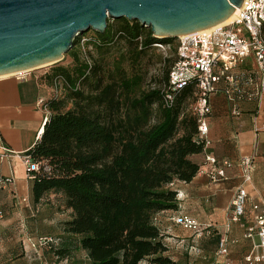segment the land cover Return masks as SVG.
Here are the masks:
<instances>
[{
	"label": "trees",
	"instance_id": "obj_1",
	"mask_svg": "<svg viewBox=\"0 0 264 264\" xmlns=\"http://www.w3.org/2000/svg\"><path fill=\"white\" fill-rule=\"evenodd\" d=\"M110 20L104 32L87 37L83 50V35L75 39L66 53L69 66L63 64L65 57L51 64L55 93L43 101L49 116L26 151L41 162L28 178L30 198L35 211L36 205H54L57 214L69 217L59 221L60 234L31 238L50 237L52 242L36 250L59 260L80 250L89 264H178L166 254L155 215L177 207L178 192L169 184L190 181L202 167L203 161L193 159L203 152L195 139L197 88L187 83L170 89L176 45L170 57H163L154 43L172 47V38H156L135 20ZM147 58L160 75L145 88ZM243 101L256 103L238 101L239 116ZM53 197H58L56 205ZM219 237L215 229L201 238V251L202 239L216 247ZM228 241V248L237 243Z\"/></svg>",
	"mask_w": 264,
	"mask_h": 264
},
{
	"label": "crops",
	"instance_id": "obj_2",
	"mask_svg": "<svg viewBox=\"0 0 264 264\" xmlns=\"http://www.w3.org/2000/svg\"><path fill=\"white\" fill-rule=\"evenodd\" d=\"M52 72V65L49 64L23 71L20 75L9 74L0 77V177L8 176L13 179L11 185L0 189V199L5 200L8 193L13 192V196L22 201L18 203L27 208V214L32 213L34 206L30 198V180L26 176L20 156L39 139L43 124L49 116V111H45L39 102L47 100L55 93L56 87L50 81ZM211 106L212 112L207 122L212 144L202 153L193 156V159L201 163L205 152L230 160L252 154L258 135V132L254 131L253 122L255 121L257 126L260 125L256 116L260 103L241 102L242 115L239 117L229 115L228 105L222 95L212 96ZM227 175V180L218 183L209 182L207 177L200 173L188 182L175 181L172 188L178 192L176 209L156 213V224L167 245L166 254L178 264H221V260L214 255L215 243L210 239H202L201 256L188 254L185 248L199 241H196L191 231L174 224L172 217L186 214L200 222L212 223L219 233L224 232L225 210L234 189L241 183L236 167L227 169ZM251 176V181L244 185L250 199L257 200L264 195V156L257 154L254 157ZM43 206L40 204L35 207L39 210ZM68 217V213L66 216L51 213L45 219L54 221L59 230V221ZM21 233L26 235L27 231L21 230ZM37 234L36 228L30 229V232L28 229V236ZM227 235L232 240L237 239V243H231L229 246V257L233 264H248L244 261V256L250 251L251 241L243 238V230L237 224L231 225Z\"/></svg>",
	"mask_w": 264,
	"mask_h": 264
},
{
	"label": "built area",
	"instance_id": "obj_3",
	"mask_svg": "<svg viewBox=\"0 0 264 264\" xmlns=\"http://www.w3.org/2000/svg\"><path fill=\"white\" fill-rule=\"evenodd\" d=\"M87 39L83 36L80 39L82 50ZM154 45L163 51L170 48L169 44ZM242 61L254 64L256 69L243 68ZM187 83H193L197 88V98L193 104V111L197 116L195 139L203 144L204 151L212 144L207 122L211 113L212 96L219 94L225 98L231 117L240 115L236 105L238 101L255 99L259 103L261 100L264 92V0H243L231 22L176 38V60L169 71L168 85L174 91ZM171 100L172 95L167 92L164 95L165 104L169 105ZM39 103L48 111L43 102ZM253 125L255 132L264 130V120L259 126L255 121ZM257 154L255 143L252 154L242 155L236 160L217 158L205 152L198 172L205 175L209 182L218 183L228 179L227 169L236 167L241 178V183L234 189L225 210L224 232L220 233L214 252L221 264H233L229 257L227 236L232 224L241 227L243 236L251 241L250 251L244 256V261L248 264L264 262V195L257 200L250 199L244 185L252 179L253 159ZM20 157L27 178H31V174L40 169L41 162L34 161L26 152ZM12 183L11 177H0V188L4 189ZM172 221L191 231L196 241L211 236L216 229L212 223L200 222L186 214L176 215L172 217ZM48 242H52V239L47 236L27 238L28 247L34 250ZM185 249L192 256H200L202 253L199 243L191 244Z\"/></svg>",
	"mask_w": 264,
	"mask_h": 264
},
{
	"label": "water",
	"instance_id": "obj_4",
	"mask_svg": "<svg viewBox=\"0 0 264 264\" xmlns=\"http://www.w3.org/2000/svg\"><path fill=\"white\" fill-rule=\"evenodd\" d=\"M243 0H0V76L63 59L75 39L107 18L135 20L156 38L222 23Z\"/></svg>",
	"mask_w": 264,
	"mask_h": 264
},
{
	"label": "rangeland",
	"instance_id": "obj_5",
	"mask_svg": "<svg viewBox=\"0 0 264 264\" xmlns=\"http://www.w3.org/2000/svg\"><path fill=\"white\" fill-rule=\"evenodd\" d=\"M112 20L113 19L110 20V23H114ZM92 33L93 30H89L82 35L83 37H88L91 36ZM171 40L172 47L166 51L155 47L156 52L161 53L163 57H170L173 51V46L176 45V38H172ZM64 57L65 59L63 64L69 66L71 64V57L69 54H64ZM245 63L246 61L241 62L243 68L248 67L251 70L256 69L254 64ZM145 66L147 68V80L144 87L146 88L154 85V83H152V77L155 76L157 79L160 75V70L158 65L154 64L151 58L146 59ZM259 103V112L256 115L258 116V124L264 120V92L262 93ZM189 108L191 109L192 105H190ZM239 137L242 139L241 135ZM255 144L258 156H264L262 155V149L264 146V130L258 132ZM13 194V192L8 193V198H5V200L0 199V208L4 211L3 217L0 218V264H89V261L85 257L84 253L80 250H71L70 257L64 260L53 258L49 251L39 249L34 251L33 249L29 250L27 238L33 237L34 235L28 236V229L30 232V229L36 228L39 235L60 234L58 233L59 230H57L54 221H46L45 219L48 214H57V210L59 208L57 209L54 205H46V207L39 210L37 209V211L32 210L34 215H32V213L27 214L25 212V209L27 208H25L22 204H19L18 202H20V200L13 196ZM53 199L56 205V203H58V197H53ZM21 230L27 231V236L23 235Z\"/></svg>",
	"mask_w": 264,
	"mask_h": 264
},
{
	"label": "bare ground",
	"instance_id": "obj_6",
	"mask_svg": "<svg viewBox=\"0 0 264 264\" xmlns=\"http://www.w3.org/2000/svg\"><path fill=\"white\" fill-rule=\"evenodd\" d=\"M238 8L239 7H235V11L226 19V20H224L222 23H220V24H217V25H221V24H226V23H229V22H231L232 21V19L234 18V16H235V14H236V11L238 10ZM210 28V27H209ZM21 72H23V71H21ZM16 74V73H15ZM7 75H9V74H7ZM2 76H5V75H2ZM1 77V76H0Z\"/></svg>",
	"mask_w": 264,
	"mask_h": 264
}]
</instances>
